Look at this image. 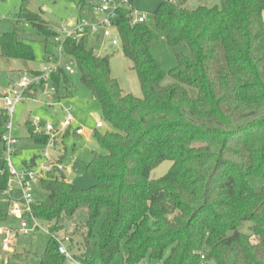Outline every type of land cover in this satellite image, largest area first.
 <instances>
[{"label":"trees","instance_id":"16d2710c","mask_svg":"<svg viewBox=\"0 0 264 264\" xmlns=\"http://www.w3.org/2000/svg\"><path fill=\"white\" fill-rule=\"evenodd\" d=\"M29 1H20L14 28L0 34V56L23 61L22 70L36 74L28 65L34 63L33 49L19 37L18 24L40 33L41 61L54 55L55 31L28 8ZM186 3L161 0L152 12L167 43L189 50L177 53V65L168 70L150 52L148 25L132 24V9H117L118 45L141 97L124 92L111 76L99 36L63 44L110 129L93 132L102 151H92L84 168L91 185L80 188L53 169L37 182L45 197L31 211L59 234L66 217L86 210L89 232L79 233L85 251L73 253L83 264H95V248L104 264L119 253L123 264H264V0H219L193 9ZM69 76L63 68L51 75L57 99L71 96ZM24 127L34 154L21 166L30 169L47 138L34 132L30 120ZM3 133L4 125L1 158ZM69 134L66 130L57 143ZM166 160L168 171L151 178ZM9 176L2 160L0 198L7 207L0 210V225L12 217L14 200L4 194ZM77 231L69 233L74 247L80 244L73 239ZM25 257L13 252L15 261L7 264ZM38 258V264H67L51 237Z\"/></svg>","mask_w":264,"mask_h":264},{"label":"rangeland","instance_id":"374dc122","mask_svg":"<svg viewBox=\"0 0 264 264\" xmlns=\"http://www.w3.org/2000/svg\"><path fill=\"white\" fill-rule=\"evenodd\" d=\"M21 0H0V34L6 31H11L14 28V22L19 9ZM116 1V0H115ZM161 0H135L134 7L137 12L145 16V23L151 30L152 41L150 43V52L156 62L164 70L171 69L177 65L176 54L182 52L188 54L189 50L186 46H170L165 36L158 31L152 22V12ZM177 2L178 0H171ZM99 0H30L28 8L38 13L42 19L47 21L52 28L74 22L79 17H100L95 11V5ZM219 0H187V8L193 9L199 5L213 6L218 5ZM264 21V11L262 13ZM18 35L21 39L27 42L34 52V66L43 55V44L41 35L36 28L30 24L19 22ZM52 46V45H51ZM53 47V46H52ZM108 57L110 65L111 76L116 78L120 87L124 92L131 93L134 96L141 97V90L139 87L138 79L133 70L130 69L129 61L123 56L119 45L111 46L108 42L102 44ZM13 65V70L11 69ZM31 66V64H28ZM23 61H7L0 56V92L7 89L9 80H15L19 75L25 73ZM69 91L71 96L64 97L54 102H59V105L52 109L45 106V97L40 92L29 95L27 99L15 107L12 122V134L20 138L28 136L27 130L24 127L25 121L32 120L35 117L45 120L57 121L62 118L60 105L66 107L71 106V113L75 119L76 124L80 125L86 130L88 140L84 138H70L65 140V153L64 162L67 166L66 175L68 180L80 188H87L91 185V181L85 173V165L91 158L92 151L101 152L102 149L98 146L93 132L97 122H102L103 127L97 128L99 132H105L110 129V126L102 117L100 103L93 98L89 91L79 83V74L75 73L69 76ZM62 94V93H61ZM55 111V112H54ZM5 124L3 116L0 112V126ZM74 144V145H73ZM62 158V157H61ZM22 156H14L12 162L15 167L21 164ZM2 158L0 157V164ZM171 166V161H163L156 166L150 173L151 178H157L164 175ZM66 169V168H65ZM10 198L19 199L21 194L16 186L13 184L8 188ZM45 197L43 190L37 184H33V198L34 200H42ZM11 208L16 205V202L11 203ZM7 207V199L0 198V210ZM85 209L78 210L73 217H66L64 221V230L61 234H68L77 227V233L73 235L74 241H80L79 245L75 244L73 253L82 254L85 251L84 245L81 243L79 233H83L86 237L89 232L88 225L84 222ZM102 223V218H99L94 226L93 235L97 233ZM5 226L17 227L19 224L18 219L11 217L4 223ZM94 238V237H93ZM48 236L42 233L32 235L17 234L13 240V252L16 254L26 255L23 260H16L18 264H38V256L42 252ZM73 243V242H72ZM79 246V247H78ZM13 252H4L0 248V254L5 259L13 260ZM95 264H104L99 256L97 248L93 251ZM122 253L115 256L111 264H123ZM4 259H0V264ZM6 262V264H7Z\"/></svg>","mask_w":264,"mask_h":264},{"label":"built area","instance_id":"2783aa9c","mask_svg":"<svg viewBox=\"0 0 264 264\" xmlns=\"http://www.w3.org/2000/svg\"><path fill=\"white\" fill-rule=\"evenodd\" d=\"M119 7L132 9L131 23L145 22V16L137 12L129 0H99L95 5V11L100 17L85 18L80 17L74 22L61 24L54 28L55 36L53 38V53L47 54L46 60L41 61L40 68L36 74L18 75L12 80L5 91L0 92V112L5 117L4 133L1 140L4 145L2 160L6 163L9 171V179L7 181V190L4 194L9 197L8 188L16 184L21 198L14 199L16 205L10 209V214L18 219L17 227L0 225V248L4 252H13V240L17 234L34 235L42 233L51 237L58 245V252L65 259L67 264H83L73 255L74 245L68 234H53L49 230V226L39 221L31 211L34 203L33 184H37L40 178L50 173L53 169L64 170V166L58 160L52 157L55 151L57 141L62 137L66 130L74 131L76 135H82L84 129L75 125V119L71 113V106H62L63 112L61 119L57 121L42 120L35 117L30 120L34 132L45 136L47 141L40 153V160L30 169H17L12 158L15 156L18 140L12 134V118L15 107L25 99L36 92H40L45 97L44 103L51 105L58 104L52 99L54 97V87L51 84V75L59 68H63L68 74L75 73V64L72 59L64 53L63 44L67 39L75 41L82 37L89 36L91 38L100 37L101 44L108 42L111 46L118 45V37L116 34L113 21ZM96 128L103 127L102 122L96 123ZM4 259L2 264H6Z\"/></svg>","mask_w":264,"mask_h":264},{"label":"crops","instance_id":"0c3cea01","mask_svg":"<svg viewBox=\"0 0 264 264\" xmlns=\"http://www.w3.org/2000/svg\"><path fill=\"white\" fill-rule=\"evenodd\" d=\"M134 3H135V0H134ZM134 3H133V6H134ZM135 8V7H134ZM136 9V8H135ZM80 18V17H79ZM89 18V17H88ZM91 18H94V16L93 17H90L89 19H91ZM55 28V27H54ZM41 60H42V58L37 62V66H34V64L33 63H31V68L33 69V70H38L39 68H40V64H41ZM12 70H13V65H12V68H11ZM19 75V74H18ZM12 80H9V83L11 82ZM8 83V84H9ZM53 101H56V100H60V99H57L56 98V96H54L53 97V99H52ZM46 104V103H45ZM45 106H48V107H51L52 109H54L56 106H57V104H54V105H51V103H47ZM60 113H61V115L63 116V112H62V110H61V108H60ZM55 112V111H54ZM1 115H2V113H1ZM3 116V115H2ZM28 120V119H27ZM26 120V121H27ZM25 121V122H26ZM75 125L76 126H80V125H78V124H76V122H75ZM70 132V134L66 137V138H63V139H61L58 143H57V145H56V148H55V151L53 152V154H52V157L54 158V159H56V160H58V161H60V163H62V165L64 166V170H63V173L65 174V177H66V179L68 180V177H67V175H66V171H67V166L65 165V162H64V153H65V145H64V142H65V140H68V139H70V138H72V137H74V138H84V137H86V138H84L86 141L88 140V137H87V133H86V130L84 129V133L82 134V135H73L72 133H73V131H69ZM16 138H17V140H18V145H17V147H19V148H21V150H20V153H19V155H21L22 156V158L23 159H26V160H28L33 154H34V150L32 149V145L30 144V141H29V139H27V137H25V138H20V137H18V136H15ZM74 145V144H73ZM16 156H18V155H16ZM62 157V158H61ZM40 160V158L38 159V161ZM37 161V162H38ZM17 169H22L23 168V166H21V164H20V166L19 167H16ZM66 168V169H65ZM69 181V180H68ZM13 217V216H12ZM15 218V217H14ZM1 225H3V224H1ZM3 226H5V225H3ZM0 259H4L3 257H2V254H0ZM5 259L7 260V256L5 257Z\"/></svg>","mask_w":264,"mask_h":264}]
</instances>
